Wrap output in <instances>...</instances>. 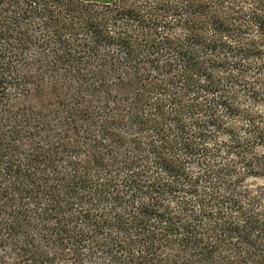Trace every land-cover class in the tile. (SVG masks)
<instances>
[{
	"label": "trees",
	"instance_id": "1",
	"mask_svg": "<svg viewBox=\"0 0 264 264\" xmlns=\"http://www.w3.org/2000/svg\"><path fill=\"white\" fill-rule=\"evenodd\" d=\"M18 2L0 264H264V0Z\"/></svg>",
	"mask_w": 264,
	"mask_h": 264
},
{
	"label": "rangeland",
	"instance_id": "2",
	"mask_svg": "<svg viewBox=\"0 0 264 264\" xmlns=\"http://www.w3.org/2000/svg\"><path fill=\"white\" fill-rule=\"evenodd\" d=\"M18 1L17 0H0V11H2L3 9H11L13 12L17 11L18 10L17 6L20 4V2Z\"/></svg>",
	"mask_w": 264,
	"mask_h": 264
}]
</instances>
